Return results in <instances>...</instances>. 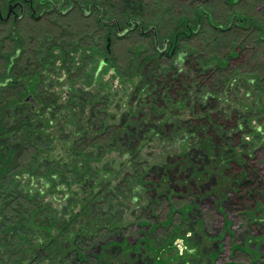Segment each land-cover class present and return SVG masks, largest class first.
Segmentation results:
<instances>
[{"label": "rangeland", "instance_id": "rangeland-1", "mask_svg": "<svg viewBox=\"0 0 264 264\" xmlns=\"http://www.w3.org/2000/svg\"><path fill=\"white\" fill-rule=\"evenodd\" d=\"M15 1L37 5L21 7L17 43V3L0 0V264H264V190L249 214L236 203L239 165L264 172V45L235 29L220 51L240 63L214 66L208 26L233 12L264 20V0H137L147 18L202 9V32L170 60L127 28L118 0ZM209 63L219 73L200 89L191 66ZM204 91L218 94L201 113ZM33 97L30 118L31 104L13 109ZM211 136L236 143L233 162L207 159Z\"/></svg>", "mask_w": 264, "mask_h": 264}, {"label": "trees", "instance_id": "trees-1", "mask_svg": "<svg viewBox=\"0 0 264 264\" xmlns=\"http://www.w3.org/2000/svg\"><path fill=\"white\" fill-rule=\"evenodd\" d=\"M115 1L116 0H103V3L105 6L107 5L108 8L112 9L116 6V3L114 4ZM118 1L120 2L119 9L121 11V14H123L122 16L127 24L128 29L132 27L133 25V28L131 29V31L135 28L139 29V36H141L142 38H148L150 34H152L153 48H154L153 51L156 52V57L158 58L170 60L175 55L176 50L179 48L178 44H179V41L182 39V37L187 39L194 35H197V34L199 35L202 32L200 30L202 27L201 25L202 9L200 7H196L195 9H193L192 14L190 15L188 14L187 15H183V14L177 15L174 13V14H171V16H168V13L169 14L171 13V8H164L160 10L158 9L157 10L158 14H160L158 18H155V17L147 18L144 13L146 9L144 4L139 3L137 0H118ZM238 1L239 0H236L234 3L236 4V2ZM30 3H34V2L30 1ZM91 4L92 5L94 4L95 7L98 8L99 13H104L105 8L100 6V4L96 2L91 3ZM168 17L170 18L169 23L165 25L163 23V19H166ZM135 20L137 22H134L133 24L132 21H135ZM208 22H209V25H208L209 28L211 27L214 33L217 35V37L220 38V42H218V39L216 40V38L215 40L217 42L214 40L215 46H216V43L219 45L217 49L219 51L216 52V55L220 56L219 59L215 60L214 66L227 65L229 62L228 59L230 58L231 60H235L234 63H240L239 62L240 59H238L239 57H237L238 53L235 51V47H232L230 51L225 55H223V52L220 51L223 48H225V45L222 42L226 41V43L230 45L231 44L230 41H232V39L237 40L238 34L235 33L236 32L235 29L238 31L239 30H254L256 32L255 33L256 37H254L253 45L255 46H258L260 44L264 45V20H259L252 16H245V15H241L239 13L233 12L226 19L225 24L223 23L221 24L219 23V21L214 20L211 17H209ZM154 24H157L158 26H162V24H164V26L167 27V30H165L167 35L165 36L164 39H162L161 44H159L158 42L159 30L155 29ZM169 24L171 26H168ZM150 28H153V29L148 33L146 30H149ZM156 36H158V40ZM252 40H253V37H252ZM190 56L191 55H188L187 58ZM209 61H212V60H209ZM183 62L184 63L187 62V59L185 58ZM234 66H235L234 70L237 69L241 71V69L238 68L236 64H234ZM209 67H213V66H211L210 63L207 64L205 67L191 66V68L196 73V76H197L196 78L198 79L196 80L198 83L197 86L200 89L202 88L201 85L209 84L210 81L215 78L216 74L219 73L218 71L219 69L214 70V69H209ZM205 68L208 69V73L202 76L203 73L206 72ZM168 71L164 72L165 73V75L163 76L164 80L170 79V76H169L170 71L169 72ZM255 72H259V71L255 70ZM173 73L177 74V71L174 70ZM214 83H215V80H214ZM10 86H14V83L13 85H10ZM207 88L212 89L209 86ZM216 93H217L216 91L214 93L212 91H204V95L198 98L200 101V106H201L199 108L200 109L199 111L201 113H206V111H212L213 109H215L216 105H213L212 99L216 98ZM213 95L215 96L213 97ZM29 104L31 105L29 106V114L27 115V117L30 118L29 117L30 114L36 113V110L42 106L41 102L37 98L33 97V100L31 99V101H30V98L29 99L25 98L19 101L18 104L14 105L13 109L15 108L18 110L22 109L24 111L26 110L28 111V109L23 108V106L29 105ZM211 138L213 139L211 142L212 144L210 145L211 147L210 148L206 147V149L202 150L203 153L207 156V159L209 160L217 159L221 164H224V162H226V157H229V159L227 158L228 159L227 161L233 162L234 157H235L234 149L236 147V143L233 142V140L230 138H226L227 141H224V142L216 141L215 136H211ZM224 148L226 149L225 154L221 156V150ZM6 151H9V150H6ZM219 157H221V159ZM258 163H256L255 167L254 166L252 167L248 164L247 160H245L244 163H241L239 165V168L241 169L242 172L240 173L241 179L237 184V186H239L237 188L238 189L237 191L238 192L240 191V195L238 196L236 203H237V207H239L240 209H244L245 212H247V214H249L250 212L248 209L251 208L252 202L255 199H257V197L260 196V193L262 192V190H264V180H263L264 178H262L264 176V172L262 168L260 167V163L259 164Z\"/></svg>", "mask_w": 264, "mask_h": 264}, {"label": "flooded vegetation", "instance_id": "flooded-vegetation-1", "mask_svg": "<svg viewBox=\"0 0 264 264\" xmlns=\"http://www.w3.org/2000/svg\"><path fill=\"white\" fill-rule=\"evenodd\" d=\"M27 1V0H26ZM15 2L17 3V5L16 6H10L9 5V9H8V11H7V13H9V17L6 19V20H8L9 18H11L10 19V22H11V24H12V29H11V37L13 38V40L14 41H16L17 43H19V38L16 36V24H17V22H18V20H21V18L23 17V10H22V8L21 7H23V5H25V4H23L22 3V1H20V2H18V1H15V0H10V4H14L15 5ZM32 4V5H31ZM26 5H28V6H32L33 8L37 5L36 3L34 4V3H29V4H26ZM19 6V8H20V11L17 13V12H15L14 11V9L13 8H16V7H18ZM53 5H50V8H49V10L50 9H53V7H52ZM90 6H92V8H93V5H90ZM97 10H98V8L97 7H95ZM34 11V10H33ZM32 11V12H33ZM60 11L61 10H57L56 12H59L60 13ZM84 11V10H83ZM1 14V13H0ZM18 14V15H17ZM36 18H37V16H36ZM0 20H3V21H5V18H2V17H0ZM15 37V38H14ZM20 52H21V48L20 47H18V49L15 51V53L13 54V56L11 57L12 58V60L13 59H15L16 57H18L19 56V54H20ZM103 64H104V61L102 62Z\"/></svg>", "mask_w": 264, "mask_h": 264}, {"label": "water", "instance_id": "water-1", "mask_svg": "<svg viewBox=\"0 0 264 264\" xmlns=\"http://www.w3.org/2000/svg\"><path fill=\"white\" fill-rule=\"evenodd\" d=\"M101 18V16H99V19ZM134 22H137L136 20L135 21H132V23L134 24ZM109 24H115V26H116V32H117V34L119 35L120 33H119V25H118V23L116 22V21H114V20H112V21H110L109 22ZM131 28H133V25H132V27H130L129 29H131ZM153 28H150L149 30H147V32H149V31H151ZM124 32H125V30H124ZM109 45H110V38L109 37H107V45H106V48H107V50L109 49Z\"/></svg>", "mask_w": 264, "mask_h": 264}]
</instances>
